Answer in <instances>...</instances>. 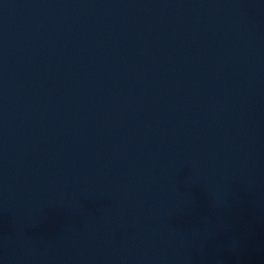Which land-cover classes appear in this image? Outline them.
Wrapping results in <instances>:
<instances>
[{
  "label": "water",
  "instance_id": "1",
  "mask_svg": "<svg viewBox=\"0 0 264 264\" xmlns=\"http://www.w3.org/2000/svg\"><path fill=\"white\" fill-rule=\"evenodd\" d=\"M0 264H264V0H0Z\"/></svg>",
  "mask_w": 264,
  "mask_h": 264
}]
</instances>
